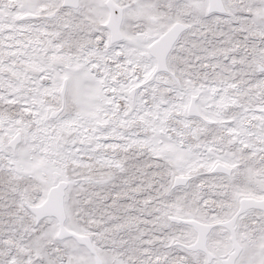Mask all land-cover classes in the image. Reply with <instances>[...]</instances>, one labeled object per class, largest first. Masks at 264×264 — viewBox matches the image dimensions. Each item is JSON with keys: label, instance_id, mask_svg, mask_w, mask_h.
<instances>
[{"label": "snow or ice", "instance_id": "obj_1", "mask_svg": "<svg viewBox=\"0 0 264 264\" xmlns=\"http://www.w3.org/2000/svg\"><path fill=\"white\" fill-rule=\"evenodd\" d=\"M0 264H264V0H0Z\"/></svg>", "mask_w": 264, "mask_h": 264}]
</instances>
